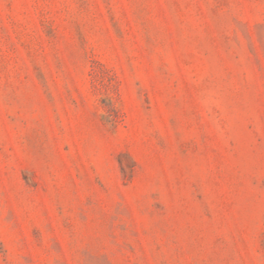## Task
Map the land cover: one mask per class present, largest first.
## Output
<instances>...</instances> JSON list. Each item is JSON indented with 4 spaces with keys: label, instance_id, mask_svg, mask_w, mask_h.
<instances>
[{
    "label": "rangeland",
    "instance_id": "rangeland-1",
    "mask_svg": "<svg viewBox=\"0 0 264 264\" xmlns=\"http://www.w3.org/2000/svg\"><path fill=\"white\" fill-rule=\"evenodd\" d=\"M0 264H264V0H0Z\"/></svg>",
    "mask_w": 264,
    "mask_h": 264
}]
</instances>
